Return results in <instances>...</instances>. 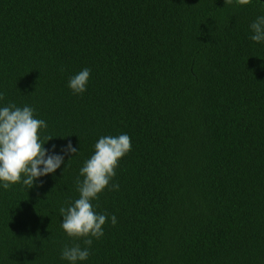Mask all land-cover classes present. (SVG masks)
<instances>
[{"label":"trees","instance_id":"obj_1","mask_svg":"<svg viewBox=\"0 0 264 264\" xmlns=\"http://www.w3.org/2000/svg\"><path fill=\"white\" fill-rule=\"evenodd\" d=\"M261 15L264 0H0V107L31 106L64 156L31 188L0 182V264H71L74 244L90 252L76 264H264ZM120 134L132 147L91 201L108 220L87 246L59 210L98 139Z\"/></svg>","mask_w":264,"mask_h":264},{"label":"clouds","instance_id":"obj_2","mask_svg":"<svg viewBox=\"0 0 264 264\" xmlns=\"http://www.w3.org/2000/svg\"><path fill=\"white\" fill-rule=\"evenodd\" d=\"M251 0H237L240 5H247ZM231 4L232 0H225ZM253 33L250 39L254 42H264V15L256 17L249 25ZM90 76V69L84 68L69 78L68 87L75 94L83 93ZM4 93H0L3 99ZM47 124L42 119L34 118L31 106L17 107L9 104L0 107V182L4 189L10 185L22 182L27 188L33 186L34 180L46 174L53 173L64 163V156L48 153L40 139V129ZM46 136L45 141L51 139ZM131 139L127 134L104 136L94 145V153L80 168V176L76 180L79 198L69 206L61 207L63 217L61 227L73 238H85L83 243L91 246L94 237L103 236L102 226L108 220L107 214H98L92 200L98 199V194L109 186L110 180L116 175L115 169L119 160L131 150ZM78 151L69 142L62 152L74 154ZM42 166V167H41ZM23 177V179H22ZM119 184H111V190H118ZM111 223L116 224L115 215ZM90 255L89 247L83 249L79 244L65 245L61 251V259L76 264L84 261Z\"/></svg>","mask_w":264,"mask_h":264}]
</instances>
